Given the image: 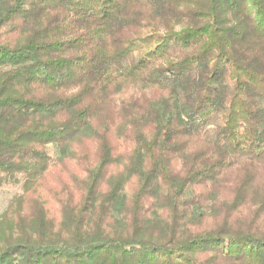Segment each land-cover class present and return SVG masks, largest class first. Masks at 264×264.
Instances as JSON below:
<instances>
[{
	"label": "trees",
	"instance_id": "obj_1",
	"mask_svg": "<svg viewBox=\"0 0 264 264\" xmlns=\"http://www.w3.org/2000/svg\"><path fill=\"white\" fill-rule=\"evenodd\" d=\"M4 184L0 264H264V0H0Z\"/></svg>",
	"mask_w": 264,
	"mask_h": 264
},
{
	"label": "rangeland",
	"instance_id": "obj_2",
	"mask_svg": "<svg viewBox=\"0 0 264 264\" xmlns=\"http://www.w3.org/2000/svg\"><path fill=\"white\" fill-rule=\"evenodd\" d=\"M51 152H55L54 147H49ZM22 193L21 184L18 185H10L4 184L0 185V215L3 214L10 201L17 195Z\"/></svg>",
	"mask_w": 264,
	"mask_h": 264
}]
</instances>
